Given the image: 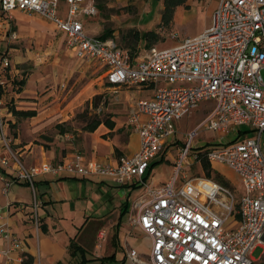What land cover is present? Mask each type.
Listing matches in <instances>:
<instances>
[{"label":"built area","instance_id":"2783aa9c","mask_svg":"<svg viewBox=\"0 0 264 264\" xmlns=\"http://www.w3.org/2000/svg\"><path fill=\"white\" fill-rule=\"evenodd\" d=\"M0 9L7 20H13L16 10L51 20L66 33V47L101 64L108 82L153 88L152 96L137 99L127 116L138 134V149L117 164L85 161L80 154L27 164L13 148L0 113V147L8 150L1 162L14 171L6 190L14 181H24L34 192L36 177L46 173L106 174L122 184L140 182L144 192L129 221L150 242L145 258L129 249L132 264H264V0H218L212 23L201 32L134 52L111 36L85 30L82 17L98 12L95 0H0ZM4 63L10 59L4 57ZM202 103L209 105L208 112L177 147L172 175L160 184L144 180L150 161L174 133L175 121ZM242 125L253 134H245ZM205 130L218 132V138L195 145ZM231 131L236 135L228 138ZM190 152L195 162L206 157L233 169L240 195L206 174L188 175ZM0 238L7 242H0V255L7 258L24 247L4 224ZM255 246L262 247L258 258L251 254Z\"/></svg>","mask_w":264,"mask_h":264},{"label":"crops","instance_id":"0c3cea01","mask_svg":"<svg viewBox=\"0 0 264 264\" xmlns=\"http://www.w3.org/2000/svg\"><path fill=\"white\" fill-rule=\"evenodd\" d=\"M217 2L213 0V9ZM36 16L61 32L66 46V33L38 12L16 10L13 20H7L0 9V113L5 118L6 132L13 138L14 149L27 164L55 162L75 154H80L85 161L117 164L139 145L137 132L127 123L128 113L136 101L131 92L148 90V95L143 97L147 99L152 96V86L110 83L101 64L80 58L66 47L78 60L99 64L98 77L104 87L114 91L126 88L125 98L130 101L126 116L98 117V123L91 126L86 122L65 125L64 118H58L57 106L46 101L54 94L53 90H44L47 81L57 80L48 66L52 61H43L38 50L33 54L21 51L14 44L18 37L16 25L23 26ZM83 24L89 32L84 19ZM13 32L16 37L12 36ZM140 47L146 46L142 42L132 52ZM4 57L10 59L8 65ZM26 109H33L34 113H16ZM7 154L8 150L0 147V224L7 226L24 247L14 251L11 258L0 255V264H132L128 255L130 248H135L140 257H147L150 240L129 221L135 201L144 192L143 184H122L106 174L46 173L36 177L34 192L24 181H14L6 190L7 181L14 178L13 169L1 162ZM151 172L152 169L147 181L160 184L166 180L155 178ZM141 241L146 243V249L139 246ZM0 242L7 244L2 238Z\"/></svg>","mask_w":264,"mask_h":264},{"label":"rangeland","instance_id":"374dc122","mask_svg":"<svg viewBox=\"0 0 264 264\" xmlns=\"http://www.w3.org/2000/svg\"><path fill=\"white\" fill-rule=\"evenodd\" d=\"M95 2L98 12L93 16L82 17L88 31L96 32L98 35L103 27H110L115 41L130 51L142 42L144 45V35L148 31L155 32L154 44L157 47L168 46L186 36L195 35L212 23L214 11L213 0H188V5L176 7L170 23L162 26L160 24L162 0H95ZM16 30L18 37L14 44L21 51L28 50L34 54L38 50L43 61H52L48 66L51 67L53 77L57 80L47 81L44 90H53L54 94L46 101H52L57 106L58 118H64L65 125L69 126L71 123L82 125L92 118H103L111 114L127 115L130 99L125 98L126 88L116 91L106 89L98 77L99 64L93 61H81L72 56L66 49L64 36L51 23L36 16L26 21L23 26L16 25ZM133 32H136L139 39H135ZM140 39H143L141 43H139ZM148 93V90L131 92L136 100L146 97ZM208 108L207 103H202L198 108L175 121V131L167 137L168 145L162 147L159 159L152 166L151 173L155 178L167 179L172 175L177 147L184 143L186 132L207 114ZM241 129L248 130L245 134H253L248 126L242 125ZM235 135L236 132L231 131L226 136L232 138ZM218 136V132L205 130L195 137L194 144L202 145L205 141H215ZM261 143L264 151V137ZM202 158L195 162L194 155L190 152L189 164H185L188 175L207 174ZM204 158L212 171L220 172L230 181L235 197H238L241 185L235 171L224 162ZM139 246L142 249L147 248L143 241ZM261 252L262 247L255 246L251 254L258 258ZM108 264L115 263L108 262Z\"/></svg>","mask_w":264,"mask_h":264},{"label":"trees","instance_id":"16d2710c","mask_svg":"<svg viewBox=\"0 0 264 264\" xmlns=\"http://www.w3.org/2000/svg\"><path fill=\"white\" fill-rule=\"evenodd\" d=\"M186 1L187 0H162L163 6L161 8L160 24H162V26H164V24L170 23V21L172 20L173 13L175 11L176 6L177 5H185L186 6L187 5ZM112 32H113L112 28L104 27L102 32L99 34V36L102 38H105V37L111 36ZM133 35H134L136 40L139 39L136 32H133ZM144 36H145L144 46H146V47L152 45V42L155 41L154 39H156L155 32L150 33V31H148L145 33ZM16 113H20L22 115H28V114H33L34 110L33 109L16 110ZM99 120H100V118H98V117L92 118L86 122V125H88V124L90 126L94 125L95 123H98ZM158 159H159L158 157L157 158L154 157L150 161V163L147 167V170H146L145 174L143 175L144 180L147 179V177L150 174V171L152 169L154 162H156ZM202 159H203L202 160L203 166H204L206 173H207L206 175L213 177V178L221 181L222 183H224L226 185H230V181L227 178H225L220 172H218L216 170L212 171L208 161L204 157ZM71 245H72V243H71Z\"/></svg>","mask_w":264,"mask_h":264}]
</instances>
